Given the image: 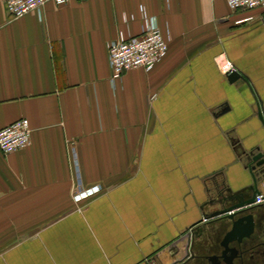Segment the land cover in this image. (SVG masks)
<instances>
[{
	"label": "crops",
	"instance_id": "1",
	"mask_svg": "<svg viewBox=\"0 0 264 264\" xmlns=\"http://www.w3.org/2000/svg\"><path fill=\"white\" fill-rule=\"evenodd\" d=\"M147 18L165 55L111 80L109 40ZM259 102L264 115V7L68 0L12 17L0 0V128L32 129L0 151V264H202L228 223L213 212L250 194ZM78 185L100 190L75 200Z\"/></svg>",
	"mask_w": 264,
	"mask_h": 264
},
{
	"label": "built area",
	"instance_id": "2",
	"mask_svg": "<svg viewBox=\"0 0 264 264\" xmlns=\"http://www.w3.org/2000/svg\"><path fill=\"white\" fill-rule=\"evenodd\" d=\"M9 14L22 16L29 10L40 11L46 1L65 4L68 0H4ZM228 5L233 10L245 8L251 10L256 6L264 7V0H227ZM144 29L134 36H122L118 39H111L108 42V55L112 68L111 80L118 79L128 69L143 66L149 70L154 63L161 60L165 55L168 41L164 38L162 30L154 23L152 18H147L144 22ZM225 66H233L230 60H224ZM32 129L27 118L21 117L13 122L5 124L0 128V151L6 153L19 150V148L31 145ZM73 198L82 200L97 193L100 188L90 186L83 189L78 185ZM264 201V186L256 194L254 204Z\"/></svg>",
	"mask_w": 264,
	"mask_h": 264
},
{
	"label": "flooded vegetation",
	"instance_id": "3",
	"mask_svg": "<svg viewBox=\"0 0 264 264\" xmlns=\"http://www.w3.org/2000/svg\"><path fill=\"white\" fill-rule=\"evenodd\" d=\"M239 200L242 201L241 197ZM250 204L252 207L248 211H240L235 215L234 220L240 218L235 230L227 218L228 223L219 230L209 229L206 240L210 241L208 245L212 251L202 264H264V201ZM249 214H252L253 224L245 226L242 219ZM201 229L202 226L192 228L190 238Z\"/></svg>",
	"mask_w": 264,
	"mask_h": 264
},
{
	"label": "water",
	"instance_id": "4",
	"mask_svg": "<svg viewBox=\"0 0 264 264\" xmlns=\"http://www.w3.org/2000/svg\"><path fill=\"white\" fill-rule=\"evenodd\" d=\"M226 75L230 78V80L243 79L245 77V76H242V74L239 72V70L236 69V67H232L226 73ZM257 114L260 116L261 120L263 121V125H264L263 107L261 105V102H259L258 104ZM248 168L250 169V172L252 175L251 176L252 183L247 186L249 188L248 190L250 191V196L247 197V199H243L242 201L239 200L237 202H234V204L232 205L223 206L220 210H217L213 212L212 214L216 217L219 216L218 218H215L214 221H217L222 218L229 219L233 225L234 230L237 227V224H239L240 222V218L239 219L237 218L234 220L235 215L240 211L241 212L248 211V209L252 207L250 203L255 201L256 194L260 190L258 181H259L260 173H262L264 169V151L261 150L253 156V163H250ZM242 221L245 222V226L252 225L253 224L252 214H249L248 217L246 218L243 217ZM190 232L191 230L189 231L187 230L186 232L182 234V236H185L186 238H188L187 239L188 242L185 245V249L187 251L185 255H189L191 258H197L195 253L191 251L192 241L190 238Z\"/></svg>",
	"mask_w": 264,
	"mask_h": 264
}]
</instances>
